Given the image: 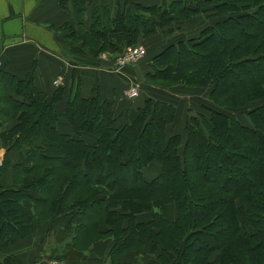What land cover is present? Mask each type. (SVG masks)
Instances as JSON below:
<instances>
[{
  "label": "trees",
  "instance_id": "1",
  "mask_svg": "<svg viewBox=\"0 0 264 264\" xmlns=\"http://www.w3.org/2000/svg\"><path fill=\"white\" fill-rule=\"evenodd\" d=\"M204 13L215 22L153 55L147 75L167 89L207 92L203 112L181 130L179 107L158 92L132 122L98 89L89 98L77 90L60 113L64 89L47 96L33 70L24 79L0 70V145L19 153L0 166V264H19L6 251L56 217L68 219L56 232L73 252L113 240L111 264L132 250L142 261L146 243L155 255L148 264H264V0L103 7L78 40L89 55L117 56ZM153 163L162 172L149 180L144 170Z\"/></svg>",
  "mask_w": 264,
  "mask_h": 264
},
{
  "label": "crops",
  "instance_id": "2",
  "mask_svg": "<svg viewBox=\"0 0 264 264\" xmlns=\"http://www.w3.org/2000/svg\"><path fill=\"white\" fill-rule=\"evenodd\" d=\"M173 1L175 0H81L85 12L80 16L77 13L76 0H0V70L16 75L20 79H24L29 71L33 70L37 92L47 96L56 91L54 81L61 75L64 79L61 88L64 89L65 99L58 105L60 113L65 112L69 99L77 90H80L84 98H89L94 89H98L104 99L114 103L116 115L120 120L132 122L137 116L138 108L147 98H152L153 95L150 94L155 91L158 94L162 92L165 98L173 101L178 107L181 106L178 117V123L181 125L183 121L181 110L186 104L181 103L184 96L181 92L187 87L179 85L168 89L159 87L156 90L155 85H149V79L146 80L150 72L148 70L152 71L151 59L136 68L119 70L115 68L116 54L89 55L85 52L82 42L78 40L88 32L96 9L109 7L115 11L118 9L125 12L135 5L145 8L164 7ZM152 19L158 20L155 17ZM193 19L158 28L156 35L148 39L141 37L140 44L147 42L151 48H156L158 52L162 51L171 44L173 38L177 39L182 33L189 32L184 28L188 27V23ZM195 28L198 29L199 25L197 24ZM69 31L75 36H70ZM144 81L147 82L148 92L142 94L137 102L126 103L123 98L125 87L130 84H142ZM173 91L176 92L175 101L172 97ZM178 93L181 94L180 99L177 97ZM58 126L62 132L71 131L67 122L62 121ZM3 151V156L0 152L3 161L5 159L12 163L18 161V152L7 153L4 149ZM161 172L162 166L159 163H153L144 170L145 177L149 180ZM2 182L5 186L11 185L10 172L2 177ZM147 218L149 217L145 219ZM67 220V217H56L49 224L37 227L34 236L40 233L41 237L50 243L47 245L46 253L41 252V246H38V253L32 250L30 254H26L31 242L25 240L9 248L6 254L14 255L20 262L25 261L26 264H47V259L56 253L55 250L60 252V255L69 251L77 264L101 263L112 247V241L101 240L82 253L73 252L67 237L61 239L55 237L56 231L58 229L62 231ZM128 257L122 260L123 264ZM143 258L155 259V255H152V245L149 243L145 245Z\"/></svg>",
  "mask_w": 264,
  "mask_h": 264
},
{
  "label": "rangeland",
  "instance_id": "3",
  "mask_svg": "<svg viewBox=\"0 0 264 264\" xmlns=\"http://www.w3.org/2000/svg\"><path fill=\"white\" fill-rule=\"evenodd\" d=\"M199 16L200 17H198V15L195 16L196 18L193 19L191 22L188 23V27L186 26L184 28L186 30H189V32H186L184 34L182 33L180 37H177V39L173 38L172 39V42L173 41H177L179 38H187V37L190 38L191 36L192 37H195V36L199 35V32L201 31V29L204 28V27H206L207 24H210V23L215 22V19L213 21L212 20H208V19L212 18V14L210 16H208V14L204 13V14H200ZM218 19H220V18H218ZM197 24L199 25V28L198 29L195 28V26ZM174 29H175V27H174ZM167 43H169V42H167ZM167 43L165 45H167ZM140 45L144 46L146 48V50H147L145 59L144 60H141V62L139 63V65H142V64L148 63L149 59H151V57L154 54L158 53V51H156L157 50L156 48H151V45L148 44L147 42H141ZM147 65L145 66V68H147ZM148 71H150V72H148V74L152 72L151 70H148ZM146 80H148L147 77H146ZM148 83H149V85L150 84L151 85H155L154 87L156 88V90L159 89L160 86H166L165 83H161V82H153V83H150L148 81ZM146 84H147L146 81L142 82V84H139L140 85V92H141L140 93V96L142 94L145 95V93L148 92V87L146 88ZM154 93L153 94H150V95H153V96L157 95V92L156 91ZM161 93L158 94L156 96V98H160V96H163ZM181 93L184 95L181 98V101H182L181 103H186V104L183 107V109L181 110L182 111V120H183L182 121V124L179 125V126H177L176 129L181 128L182 126H183L182 128H184L185 123H186V120H187V118L190 115H196L199 112H203L202 105H203V103H206L207 102L206 101L207 100V92H205L203 90H198V89L196 90V89H193V88H186V90H184V92H181ZM175 94H176V92L173 91V94H172L173 96L172 97H173L174 101L176 99L174 97ZM140 96L137 99H134V100H128V99H125V98L124 99H125V102L126 103L127 102L128 103H132V102L135 103V102H137L140 99ZM180 96H181V94L178 93L177 94V97L179 99H180ZM262 103L263 102H258L256 104H254L253 106H259ZM179 105H181V104H179ZM180 107L181 106H179V110H180ZM234 114H235V117L239 118L242 122H245L246 124H248V125H250L252 127V124L250 123L249 119H247V117L244 114H239L238 112H234ZM169 130H171V127H169ZM0 152L1 153L2 152L4 153L3 148H1V145H0ZM3 153H2V156H3ZM2 162H3V159L0 158V166H1ZM156 177L157 176L153 177L152 179H154ZM146 217L147 216H140V217L137 218V221H145L146 220L145 219ZM35 234H36V231H35V233L33 235H31V236L25 238L24 240H22V241H25L26 240V241H30L31 242L29 249H27V251H26V254H28V253L30 254V251H32V250L35 251L36 253H38V246L39 247L41 246V252L46 253L47 252V250H46L47 245H49L50 243H48V241L44 240L45 238H42L40 233L38 235L34 236ZM55 237L57 239H59V238L61 239L64 236L62 237V235L60 233H55ZM102 240H111V239H109V238H105L104 239L103 238ZM111 241L113 243V240H111ZM20 242H18V243H20ZM52 252H54V251H52ZM55 252L56 253L51 254L50 255L51 257L47 259V264H48V262L50 260L51 261L52 260H55V261H64V262H66L68 264H77L71 258V257H73V254H71V252L69 253V251H68L64 255H60V252H58L57 250H55ZM109 253H110V250H109L108 254L105 256V259L101 263H97L96 262L94 264H111L110 254ZM125 257H128L127 260H126V262H125V264H144V262L150 263L152 261V259L150 260L148 258H145V259L143 258L142 261H141L140 260V257L132 250V251H129L126 254L123 255V257L119 261V264H123L122 260H124ZM17 259L19 261V264H26L25 261L24 262H20V259L19 258H17Z\"/></svg>",
  "mask_w": 264,
  "mask_h": 264
},
{
  "label": "built area",
  "instance_id": "4",
  "mask_svg": "<svg viewBox=\"0 0 264 264\" xmlns=\"http://www.w3.org/2000/svg\"><path fill=\"white\" fill-rule=\"evenodd\" d=\"M147 50L142 45L136 46H127L125 47L122 52L116 56L115 58V68L116 69H126V68H136L141 60H144L146 57ZM64 79L60 75L54 81V86L59 88L63 85ZM140 85L139 84H130L125 87L123 90V98L128 100L137 99L140 96ZM48 264H68L64 261H55L50 260Z\"/></svg>",
  "mask_w": 264,
  "mask_h": 264
}]
</instances>
